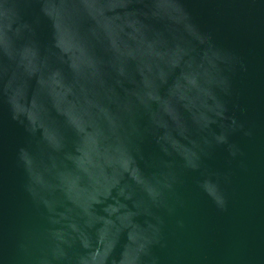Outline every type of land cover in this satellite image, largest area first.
I'll return each mask as SVG.
<instances>
[{"label": "water", "instance_id": "95a60500", "mask_svg": "<svg viewBox=\"0 0 264 264\" xmlns=\"http://www.w3.org/2000/svg\"><path fill=\"white\" fill-rule=\"evenodd\" d=\"M0 264H264V0H0Z\"/></svg>", "mask_w": 264, "mask_h": 264}]
</instances>
